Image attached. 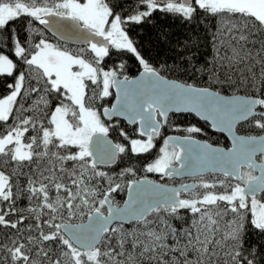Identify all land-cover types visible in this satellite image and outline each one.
<instances>
[{"label": "snow or ice", "instance_id": "snow-or-ice-1", "mask_svg": "<svg viewBox=\"0 0 264 264\" xmlns=\"http://www.w3.org/2000/svg\"><path fill=\"white\" fill-rule=\"evenodd\" d=\"M0 88V264H264V0H0Z\"/></svg>", "mask_w": 264, "mask_h": 264}, {"label": "trees", "instance_id": "trees-1", "mask_svg": "<svg viewBox=\"0 0 264 264\" xmlns=\"http://www.w3.org/2000/svg\"><path fill=\"white\" fill-rule=\"evenodd\" d=\"M155 24L159 27L167 28L171 30H176L178 27V25L172 19H169L166 17H158L155 20ZM138 31L140 30L138 29ZM142 31L143 33H147L148 36L155 37L156 35V30L153 29L150 25L145 26ZM72 47H75V45H72ZM129 64L132 65V67H130V74H136L135 62L133 60H130ZM0 92H2V88H0ZM171 119L175 124H179L184 127L191 125V124H196L197 126L202 127L205 132V135H202L199 138L206 139L209 142L214 143V144H219V145H224V146L228 145V140L222 133L211 130L208 124H206L204 121L200 120L199 118L195 117L193 114H189V113L176 114L172 116ZM121 123L124 124V121H121ZM169 133H177V132H174L172 128L169 127L165 129V135ZM178 134H182V133H178ZM160 146H162V139L157 141V148L153 150V156L158 151ZM151 158L153 157H147V159L149 160ZM121 166H124V165H121ZM148 176L151 178L160 180V177L158 174L152 173V174H148ZM165 182H169V183L178 182V179L175 178L174 181L166 180Z\"/></svg>", "mask_w": 264, "mask_h": 264}, {"label": "water", "instance_id": "water-1", "mask_svg": "<svg viewBox=\"0 0 264 264\" xmlns=\"http://www.w3.org/2000/svg\"><path fill=\"white\" fill-rule=\"evenodd\" d=\"M194 115V114H193ZM198 118V117H197ZM209 126V125H208ZM209 128L211 129V130H213L210 126H209ZM213 131H215V130H213ZM217 132V131H216ZM220 133V132H219ZM226 138H227V136H226V134H224V133H222ZM167 135H181V134H178V133H169V134H167ZM199 138V137H198ZM200 139H203V138H200ZM227 140H228V145L227 146H230V140L227 138ZM208 141V140H207ZM209 142V141H208ZM209 143H211V142H209ZM214 144V143H213ZM214 145H219V144H214ZM219 146H224V145H219ZM150 179H154V178H151V177H149ZM177 178H182V177H177ZM154 180H157V179H154ZM157 181H159V180H157ZM161 182H163V181H161ZM168 183V182H167ZM183 183H192V181H187V182H183ZM169 184H172V183H169Z\"/></svg>", "mask_w": 264, "mask_h": 264}, {"label": "flooded vegetation", "instance_id": "flooded-vegetation-1", "mask_svg": "<svg viewBox=\"0 0 264 264\" xmlns=\"http://www.w3.org/2000/svg\"><path fill=\"white\" fill-rule=\"evenodd\" d=\"M176 179H178V182H170V183H172V184H179V183H183V182H187V181H192V178H183L182 177V178H176ZM163 182H165V181H163Z\"/></svg>", "mask_w": 264, "mask_h": 264}]
</instances>
